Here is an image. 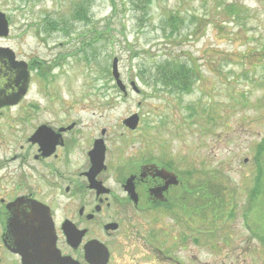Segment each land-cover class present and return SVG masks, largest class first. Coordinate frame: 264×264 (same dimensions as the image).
I'll use <instances>...</instances> for the list:
<instances>
[{
  "label": "rangeland",
  "instance_id": "1",
  "mask_svg": "<svg viewBox=\"0 0 264 264\" xmlns=\"http://www.w3.org/2000/svg\"><path fill=\"white\" fill-rule=\"evenodd\" d=\"M81 1L0 0L11 20L5 43L55 65L56 100L83 107L87 119L96 112V123L86 120L87 126L95 134L107 129L112 155L151 145L179 159V216H216L217 244L212 250L191 241L213 225L179 223L172 231L179 230L176 256L182 262L250 264L262 255L264 261L257 238L262 231L264 239V0H139L140 6L91 0L89 20L74 16ZM171 16L179 20L174 33ZM114 58L127 96L112 75ZM175 62L195 69L189 92L156 80ZM49 91L35 86L29 99L49 100ZM134 113L140 130L124 149L123 120Z\"/></svg>",
  "mask_w": 264,
  "mask_h": 264
},
{
  "label": "flooded vegetation",
  "instance_id": "2",
  "mask_svg": "<svg viewBox=\"0 0 264 264\" xmlns=\"http://www.w3.org/2000/svg\"><path fill=\"white\" fill-rule=\"evenodd\" d=\"M9 35L0 36V91L19 93L0 103V264H186L176 256L179 230L172 229L188 220L213 225L191 241L216 250V216H179V159L151 145L112 155L107 129L95 134L87 126L90 120L93 127L97 113L87 119L83 107L56 100L55 65L24 57L5 43ZM35 86L50 87V99H29ZM125 129L124 149L140 125ZM195 191L200 196L202 190ZM262 257L250 264H264Z\"/></svg>",
  "mask_w": 264,
  "mask_h": 264
},
{
  "label": "trees",
  "instance_id": "3",
  "mask_svg": "<svg viewBox=\"0 0 264 264\" xmlns=\"http://www.w3.org/2000/svg\"><path fill=\"white\" fill-rule=\"evenodd\" d=\"M135 5L140 6L139 0H132ZM91 0H82L76 3L74 8V16L77 19L89 20L88 10L90 8ZM178 19L172 16L167 19V22L171 25V32H175L179 29L177 26ZM51 27L56 29L58 24L51 22ZM99 34H101L99 32ZM176 66H167V72L157 74L156 80L160 81L163 85H171L179 90V92H189L192 89V85L195 80V69L184 63H176ZM263 146L260 147V154L263 152Z\"/></svg>",
  "mask_w": 264,
  "mask_h": 264
},
{
  "label": "water",
  "instance_id": "4",
  "mask_svg": "<svg viewBox=\"0 0 264 264\" xmlns=\"http://www.w3.org/2000/svg\"><path fill=\"white\" fill-rule=\"evenodd\" d=\"M9 34V26H8V19L6 17V14L2 11H0V36H7ZM4 57L2 56V53L0 52V61L3 60ZM3 69L0 67V75H2ZM112 75L116 81L117 86L120 88L121 91L124 93H127L126 85L123 83L121 79V75L118 68V58H114L113 64H112ZM133 88L136 92H139V89L135 86V83H132ZM19 93V92H18ZM16 94H8L3 93V91H0V103H7L8 101H11L18 95ZM140 117L137 113L131 115L130 117L126 118L123 123L125 126L135 129L137 128L139 124ZM102 142V141H101ZM98 152L101 154V161L104 163V149H102V146L97 145L96 146Z\"/></svg>",
  "mask_w": 264,
  "mask_h": 264
}]
</instances>
